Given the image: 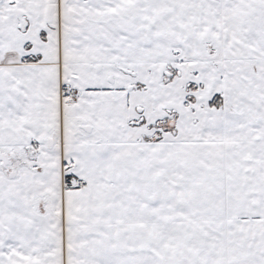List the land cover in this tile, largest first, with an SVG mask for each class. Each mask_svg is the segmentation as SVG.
Wrapping results in <instances>:
<instances>
[{"label": "snow or ice", "instance_id": "6c2138e0", "mask_svg": "<svg viewBox=\"0 0 264 264\" xmlns=\"http://www.w3.org/2000/svg\"><path fill=\"white\" fill-rule=\"evenodd\" d=\"M0 264H264V0H0Z\"/></svg>", "mask_w": 264, "mask_h": 264}]
</instances>
